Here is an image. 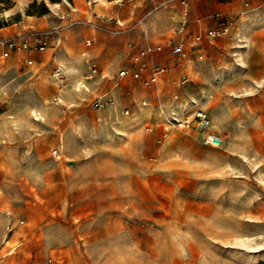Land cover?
<instances>
[{
    "label": "rangeland",
    "instance_id": "obj_1",
    "mask_svg": "<svg viewBox=\"0 0 264 264\" xmlns=\"http://www.w3.org/2000/svg\"><path fill=\"white\" fill-rule=\"evenodd\" d=\"M5 26L64 49L0 65L26 66L0 115V264H264V0H0ZM199 109L223 145L176 126Z\"/></svg>",
    "mask_w": 264,
    "mask_h": 264
},
{
    "label": "crops",
    "instance_id": "obj_2",
    "mask_svg": "<svg viewBox=\"0 0 264 264\" xmlns=\"http://www.w3.org/2000/svg\"><path fill=\"white\" fill-rule=\"evenodd\" d=\"M21 23V22H19ZM45 21L42 19V18H37V21L35 22V25H45ZM16 26H19L18 23L14 24ZM11 26H5L3 27V29H7ZM84 37L85 36H90V39L88 40H91V44H92V41H94V44L96 43V37H95V34L90 30V29H87V31H82ZM37 33V32H35ZM41 33H45V32H41ZM4 35L6 37H10V36H13V37H16L15 39V42L17 44V49H14L11 51V54H10V57L4 61H2L0 63V65H4L7 61H9L11 59V56L13 53H20L21 51H23L22 49L23 48H20L19 45H22L24 43H27L30 47H31V50L30 49H24V51H26V57H25V60L24 61H27L28 60H31L32 62L33 61H36L40 66H42V64L45 62V58L49 55V54H53L54 53V50H58V51H62L64 49V47H61L59 48L61 42H62V39H59L57 38L58 40H56V38L52 37L50 34L47 35L45 37L44 35V41L46 42V48L44 50H39V49H36L34 48V40L33 38L36 39V37L34 35H31V36H27V33L26 32H17L16 34L14 35H10V36H7L5 33ZM87 40V41H88ZM122 41H114V37L111 36L107 39H105V44L107 45L109 43V46H107V52H110V51H113V50H121L122 52L121 53H125L123 52L125 49H124V40L121 39ZM87 41H86V45H87ZM64 44V43H63ZM73 44H75V47L77 49H80L83 47V42L80 40H76L75 42H73ZM90 44V45H91ZM121 45V47L117 46V45ZM89 46V45H87ZM4 46L0 45V53L4 50ZM50 50H53V52H50ZM37 52V53H36ZM57 53V52H56ZM83 56H85V54L83 53ZM115 62L118 61L119 59V56H115ZM57 59H59L60 61H64L66 64H75L79 67H82L84 68V62H83V59L82 58H71L67 52H63V53H59L57 54ZM19 65L20 63H11L10 64V67L8 69H6L5 71H1L2 68H0V115H2L6 109V106H7V101L9 98H11L12 96H9V92L8 91H14L15 93L18 92L19 88L22 87L25 83H26V80H25V77H24V74H26V66H23L22 68V72L19 68ZM61 68V67H60ZM162 74V71H157L156 73L154 72V74L152 75L155 79L154 81L157 79V76ZM143 75V74H142ZM125 78H128V77H125ZM131 78V77H129ZM133 79V78H131ZM146 80V79H145ZM1 130V129H0ZM0 135H3V132L2 130L0 131Z\"/></svg>",
    "mask_w": 264,
    "mask_h": 264
},
{
    "label": "built area",
    "instance_id": "obj_3",
    "mask_svg": "<svg viewBox=\"0 0 264 264\" xmlns=\"http://www.w3.org/2000/svg\"><path fill=\"white\" fill-rule=\"evenodd\" d=\"M36 37L35 41H37V49L44 50L46 48V42L44 41V35L45 33L37 32L33 33ZM209 36H215L216 32L209 31ZM16 37L10 36L6 37L3 33V27H0V45L4 46V50L0 53V63L10 57L11 51L14 49H17V44L15 42ZM197 40H201V36L197 37ZM91 44V40L87 41V45ZM21 45H19L20 47ZM23 49H31V47L24 43L22 44ZM21 48V47H20ZM162 47L158 46L156 48H148L145 53H151L154 50H161ZM172 54L174 55H183L184 53V47L183 44H178L172 49ZM148 65L146 63H143L142 66L139 69L131 70V69H124L120 71L119 75L121 78L125 77H131L133 79H140L142 77L143 71L145 68H147ZM57 72H62L61 69H58ZM98 73V68L95 64H92L90 66V73L86 76V79H91L95 74ZM154 77H151V79L144 80L145 85H149L151 81H154ZM146 104V103H144ZM126 113H129L127 110ZM176 120V126L180 129L186 128V127H193L196 130L205 132L206 135V142L210 144L213 147H219L223 143V137L211 129L212 125V119L209 117V115L203 111V110H197L192 118L185 117L183 119H175ZM151 131V129H149ZM202 132V133H203Z\"/></svg>",
    "mask_w": 264,
    "mask_h": 264
},
{
    "label": "bare ground",
    "instance_id": "obj_4",
    "mask_svg": "<svg viewBox=\"0 0 264 264\" xmlns=\"http://www.w3.org/2000/svg\"><path fill=\"white\" fill-rule=\"evenodd\" d=\"M175 119H179V117H174ZM211 129H213L214 131H216L217 133H219L217 130H215L214 128H213V123H212V125H211V127H210ZM223 142H224V139H223ZM222 145H223V143H222Z\"/></svg>",
    "mask_w": 264,
    "mask_h": 264
}]
</instances>
